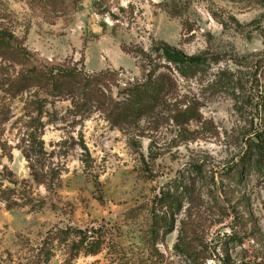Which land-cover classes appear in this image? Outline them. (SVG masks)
<instances>
[{
  "label": "rangeland",
  "instance_id": "1",
  "mask_svg": "<svg viewBox=\"0 0 264 264\" xmlns=\"http://www.w3.org/2000/svg\"><path fill=\"white\" fill-rule=\"evenodd\" d=\"M0 27L43 59L118 73L115 98L143 81L142 50L167 44L206 59L188 70L161 62L157 75L176 91L138 129L50 100L37 136L46 170L60 176L53 187L33 180L22 152L38 116L27 108L33 94L9 98L0 72V185L17 191L1 205L0 264H25L69 227L106 233L99 255L81 250L72 264H264V0H0ZM189 107L196 120L175 123ZM243 162L242 179L232 178ZM168 190L182 211L155 239L152 209ZM49 248L48 264L68 263L69 247Z\"/></svg>",
  "mask_w": 264,
  "mask_h": 264
},
{
  "label": "trees",
  "instance_id": "2",
  "mask_svg": "<svg viewBox=\"0 0 264 264\" xmlns=\"http://www.w3.org/2000/svg\"><path fill=\"white\" fill-rule=\"evenodd\" d=\"M139 57L143 61L145 72L143 81L125 84L122 89H119L118 96L115 98L112 88L113 86L119 88L115 85L118 73L107 70L88 74L75 65L43 59L40 55L32 53L13 31L0 27V72L5 82L2 84L5 87V93L11 99L33 94L32 99L27 103V108L31 110L30 112L38 113L36 119L29 116L28 124L33 122L36 124L27 126L25 129L23 141L28 144L29 151H22L35 182L53 187L57 184L54 176L60 178L59 173L52 174V170L49 174L46 170L48 166L45 164L44 141L41 135L37 136V123H40L44 107L50 100L55 103L69 102L71 105L69 112L76 117H85L99 112L105 115V119L113 127L126 126L138 129L144 120L154 122L157 118L159 119V112L168 104V96L176 91L175 81L171 76L157 75L158 69L163 66L161 62L175 65L179 70L192 69L206 62L203 57L188 56L167 44L154 46L149 52L142 50ZM261 96L264 105V89ZM173 120L177 124L196 120L195 110L189 107L179 111L174 115ZM256 139L258 145H264V124L263 132L258 133ZM83 149V155L90 157V152L85 145ZM258 162L264 167V155ZM244 165L245 162L232 172V178L242 179ZM184 190L187 191V187ZM16 194V189H3L0 185V210L2 203L8 204L12 196ZM31 200L29 199V203ZM7 209H11V206L7 205ZM152 211L154 214L152 234L156 239L160 236L161 230H164V235L174 231V221L170 212L172 216L181 213L182 203L170 190L164 191L155 199ZM158 211L161 214L157 215ZM104 236L106 233L94 227L85 230L72 227L55 229L51 231L44 246L38 249L35 255L29 257L25 264H48L54 256L52 249L49 248L50 242L51 245L58 243L69 247L67 264H72L81 250L87 256H97L105 246Z\"/></svg>",
  "mask_w": 264,
  "mask_h": 264
}]
</instances>
